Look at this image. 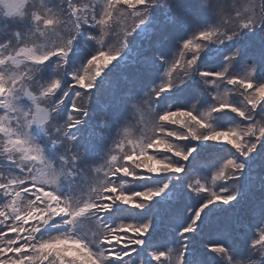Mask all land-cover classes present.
Listing matches in <instances>:
<instances>
[{
  "label": "snow or ice",
  "instance_id": "snow-or-ice-1",
  "mask_svg": "<svg viewBox=\"0 0 264 264\" xmlns=\"http://www.w3.org/2000/svg\"><path fill=\"white\" fill-rule=\"evenodd\" d=\"M0 264H264V0H0Z\"/></svg>",
  "mask_w": 264,
  "mask_h": 264
},
{
  "label": "trees",
  "instance_id": "trees-1",
  "mask_svg": "<svg viewBox=\"0 0 264 264\" xmlns=\"http://www.w3.org/2000/svg\"><path fill=\"white\" fill-rule=\"evenodd\" d=\"M227 2V0H226ZM119 77H123V73L119 72ZM114 81H116L115 77H111ZM122 83V82H121ZM101 100L105 102V104L109 103L111 100V95L109 92H105L104 95L101 97Z\"/></svg>",
  "mask_w": 264,
  "mask_h": 264
},
{
  "label": "rangeland",
  "instance_id": "rangeland-1",
  "mask_svg": "<svg viewBox=\"0 0 264 264\" xmlns=\"http://www.w3.org/2000/svg\"><path fill=\"white\" fill-rule=\"evenodd\" d=\"M227 2L230 3L231 0H227ZM110 77H115L116 82H118V83L122 82V77L121 78L119 77V71L114 70V72L110 74Z\"/></svg>",
  "mask_w": 264,
  "mask_h": 264
}]
</instances>
